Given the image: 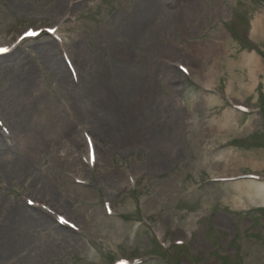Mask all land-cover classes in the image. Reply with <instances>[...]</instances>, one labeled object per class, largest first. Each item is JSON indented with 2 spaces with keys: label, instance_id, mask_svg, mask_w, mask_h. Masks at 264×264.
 <instances>
[{
  "label": "rangeland",
  "instance_id": "rangeland-1",
  "mask_svg": "<svg viewBox=\"0 0 264 264\" xmlns=\"http://www.w3.org/2000/svg\"><path fill=\"white\" fill-rule=\"evenodd\" d=\"M152 2L0 0V68L33 71L57 119L40 150L0 74V228L10 204L53 222L0 264H264V205L237 187L264 182V0ZM113 106L127 123L98 124Z\"/></svg>",
  "mask_w": 264,
  "mask_h": 264
},
{
  "label": "bare ground",
  "instance_id": "bare-ground-1",
  "mask_svg": "<svg viewBox=\"0 0 264 264\" xmlns=\"http://www.w3.org/2000/svg\"><path fill=\"white\" fill-rule=\"evenodd\" d=\"M149 2L150 3L148 4V8L153 9L154 5L152 0H149ZM139 25H137L136 27L138 30H140ZM259 26H260V20H257L255 25L256 31H258ZM55 58L57 63L55 66L56 69L53 70V73L57 75L58 74L57 71H64V70L62 64L59 61V58L57 57V53H55ZM253 61H254V56L249 57V61L247 63L249 64L252 63ZM19 68H20V63L5 65L4 67L0 68V74H9L12 75L13 77H16L17 82L14 86H12V90L14 92V101L16 102L17 110L19 113L18 116L19 121L25 131H30L31 133L30 140L34 141L40 150H44L46 149V147H48L50 143L49 138L53 132L54 127H56L57 125V119H55L56 110L52 108L53 107L52 100H50V97L47 95L45 84L41 81V79L37 78V76L35 75V73H33V71L30 72L29 75L27 74V76H25L27 78L26 82L25 81L18 82V80L20 79L18 73ZM128 90L129 89L127 88V91ZM202 99L206 100L209 98L203 95ZM118 108L119 107L117 106L116 107L113 106V112L111 116H107L109 118L105 116L104 117L99 116L100 121H97V123L99 124L100 122V124L103 123L105 126H107V124H111V121H113V119L115 122V119L120 121L121 118L123 119V122L127 123L125 118L118 115ZM127 113H133V112L127 111ZM231 116L232 113L227 112L226 114L223 115L221 120L232 122L233 120L231 119ZM127 121L130 122V120ZM107 127L111 128L110 126ZM86 151H88V149H86ZM223 154L215 155L212 158L223 161L226 159V155ZM1 161L2 164L3 163L9 164L8 162H11L13 160L10 161L3 159ZM14 162L20 163L19 161H14ZM26 164L22 168L17 167L18 170H15V172H18L16 173L17 176L25 174L26 172L30 171L29 165ZM254 164L257 165L256 163ZM72 165H74V163ZM6 172L8 176L14 174V171L12 170L9 171L6 170ZM43 185L47 190H50L52 188L51 182H45L43 183ZM237 187L240 194L244 196L246 195L250 199V201L253 202V204H260L261 202V204L264 205V182H241L237 184ZM4 210H5L4 213H6L5 214L6 218L0 228L1 233H3L0 234L2 235L0 236V240H2L1 244H3V246H5L6 248L5 251L9 249L10 244L11 246H14L15 244V247H17L16 246L17 243L18 246L20 245L19 242H15L16 239L18 240L19 235H21L22 238L31 237V235L28 234L27 232L24 233L21 232L23 226L29 227V225H33V226L37 225L38 227H41V229H46L50 227V225H53L52 220L49 218L50 216H48L42 209L32 210V212L34 213H31L28 209H26L22 205L10 204L6 206ZM7 216L11 217L10 220L8 221H7ZM9 231L11 232L17 231V232L16 234H13L10 237H8V239H6ZM19 239L22 240L20 237ZM25 247L26 248L28 247L27 250L29 251V253H32L33 251L38 249L37 246L33 247L32 245H26Z\"/></svg>",
  "mask_w": 264,
  "mask_h": 264
},
{
  "label": "snow or ice",
  "instance_id": "snow-or-ice-1",
  "mask_svg": "<svg viewBox=\"0 0 264 264\" xmlns=\"http://www.w3.org/2000/svg\"><path fill=\"white\" fill-rule=\"evenodd\" d=\"M6 51H8L7 48L0 47V52H6ZM59 219L63 222V217H60Z\"/></svg>",
  "mask_w": 264,
  "mask_h": 264
}]
</instances>
